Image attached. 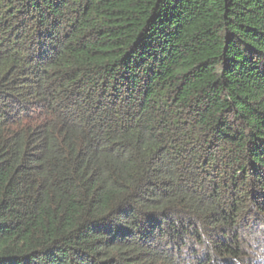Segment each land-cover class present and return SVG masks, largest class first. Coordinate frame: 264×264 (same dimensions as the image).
Masks as SVG:
<instances>
[{"label": "trees", "instance_id": "1", "mask_svg": "<svg viewBox=\"0 0 264 264\" xmlns=\"http://www.w3.org/2000/svg\"><path fill=\"white\" fill-rule=\"evenodd\" d=\"M0 264H264V0H0Z\"/></svg>", "mask_w": 264, "mask_h": 264}]
</instances>
